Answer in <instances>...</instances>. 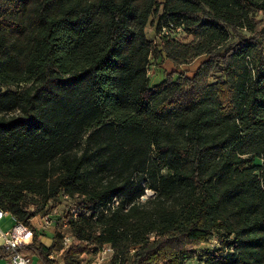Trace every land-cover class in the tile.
<instances>
[{"label":"trees","instance_id":"16d2710c","mask_svg":"<svg viewBox=\"0 0 264 264\" xmlns=\"http://www.w3.org/2000/svg\"><path fill=\"white\" fill-rule=\"evenodd\" d=\"M261 11L264 0H0V85L17 86L0 89V205L33 230L22 254L82 264L111 243L110 264H264ZM157 48L177 68L206 58L151 85ZM65 194L46 245L31 219ZM64 221L79 240L66 247Z\"/></svg>","mask_w":264,"mask_h":264},{"label":"rangeland","instance_id":"374dc122","mask_svg":"<svg viewBox=\"0 0 264 264\" xmlns=\"http://www.w3.org/2000/svg\"><path fill=\"white\" fill-rule=\"evenodd\" d=\"M162 1V0H159ZM156 17V16H154ZM153 16H151V18H154ZM257 17L260 19L264 20V11L262 12H258L257 13ZM147 33L148 35L151 37L154 34L153 31V27L152 25H148L147 26ZM187 41L191 40V38H184ZM206 58L205 55L199 56L196 59L192 60L190 63L188 64H184L181 65L180 67H176L174 65L173 62H171L169 59H165L164 57H162V55L160 54V50L157 48L153 53L152 56L149 60V67L151 69V76H150V84H156L159 83L160 81H162L163 79H165L168 75V73H170L172 71V69L170 67H176L177 68V72L175 73V79L179 76V73L183 72L186 73L188 75H192L193 71L196 70V68L199 66V64L201 63L202 60H204ZM157 71L159 72L158 75L156 74ZM11 87V88H17L16 85H0V89L5 90L6 88ZM136 179L141 181V183L145 182V175H142L140 173H137L135 175ZM71 196V195H70ZM69 195H60L55 201H53L50 205V209H49V214H38L36 216V218L34 219V223L32 224V226L40 231H51L52 233L55 231V225H56V220H58L60 217L64 216L66 218L67 214L70 213V210H68V205L74 200V198ZM154 196V190L151 188H146L144 191V194L140 197L141 201H145L146 199H148L149 197ZM76 198V197H75ZM67 220V219H66ZM65 222V228L63 229V234H64V238H63V244L66 246L70 245V243L72 242H78V238L75 236V234L73 233V231L71 230V228L67 225V221ZM67 225V226H66ZM97 230L98 227H96ZM39 232V231H38ZM153 236V235H152ZM213 239H217L216 236H214ZM214 244H217V242L214 243V241H209V243H205L202 244L201 246H199V251L202 252L205 250V248H211V246H213ZM96 255V250L91 251L90 253H83L81 255V259H82V264H90L92 263V259H94ZM202 256L197 254V256L191 258L189 261H187V264H204L203 260H202ZM32 258V263L34 264L35 262L38 264H41L39 259L31 256ZM57 258V264H61V256L59 254L56 255ZM111 258L107 259L103 264H110L111 263ZM31 263V264H32ZM115 264V263H114ZM118 264V263H116Z\"/></svg>","mask_w":264,"mask_h":264},{"label":"built area","instance_id":"2783aa9c","mask_svg":"<svg viewBox=\"0 0 264 264\" xmlns=\"http://www.w3.org/2000/svg\"><path fill=\"white\" fill-rule=\"evenodd\" d=\"M182 29L183 28L181 26H177L176 28L177 31H181ZM161 32L168 35L169 28L167 26H163ZM147 73L149 76H151V69L149 66L147 69ZM117 202L118 200L115 199L112 203V206ZM109 205H111V203H109ZM8 214H10V212L5 210L0 205V246L9 247L12 250V253L8 256V264H31L32 258L22 254L19 251V246L26 245L32 241L33 230L30 226L17 220L10 228H4L2 226V221L3 218ZM71 214L73 217H77L79 214L78 208L72 207ZM213 238H211L210 241H214V243L217 242L218 244V240ZM114 252L115 250L111 243H104L96 250V255L92 260V263L90 264H103L107 259L113 257ZM49 256L54 259L56 258L55 254H50Z\"/></svg>","mask_w":264,"mask_h":264},{"label":"crops","instance_id":"0c3cea01","mask_svg":"<svg viewBox=\"0 0 264 264\" xmlns=\"http://www.w3.org/2000/svg\"><path fill=\"white\" fill-rule=\"evenodd\" d=\"M170 68L172 70L176 69L175 66L174 67H170ZM156 74L161 75V74H159L158 71H157ZM35 218H36V216L31 219V223L32 224L34 223V219ZM15 222H16V219L10 213V214L6 215L3 218L2 226L4 228H10L12 225H14ZM38 231H39V234H40V237H41L42 241L46 245H50L52 243V241H53V234H54V232L52 233L51 231H48V230H46L45 232L44 231H40V230H38ZM33 257L37 258L36 256H33ZM0 264H8V257H6V258H0ZM34 264H38V262L37 263L35 262Z\"/></svg>","mask_w":264,"mask_h":264}]
</instances>
